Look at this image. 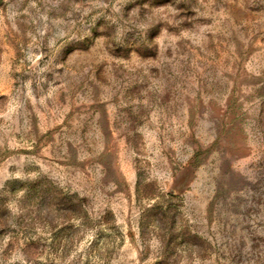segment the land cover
Returning <instances> with one entry per match:
<instances>
[{
    "label": "rangeland",
    "instance_id": "obj_1",
    "mask_svg": "<svg viewBox=\"0 0 264 264\" xmlns=\"http://www.w3.org/2000/svg\"><path fill=\"white\" fill-rule=\"evenodd\" d=\"M0 264H264V0H0Z\"/></svg>",
    "mask_w": 264,
    "mask_h": 264
}]
</instances>
